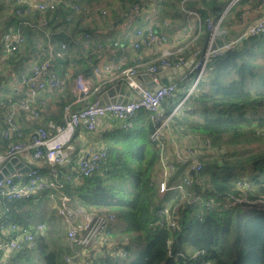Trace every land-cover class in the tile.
<instances>
[{
  "label": "trees",
  "instance_id": "obj_1",
  "mask_svg": "<svg viewBox=\"0 0 264 264\" xmlns=\"http://www.w3.org/2000/svg\"><path fill=\"white\" fill-rule=\"evenodd\" d=\"M228 1L187 0L182 5L181 0H162L161 3L175 2L174 12L179 14L184 9H195L200 19L197 25L208 31L205 18L210 16L216 21ZM76 2L88 9L89 16L98 12L111 24L122 16L127 17L133 5L144 0ZM262 5L261 0H240L225 13L221 29L226 31L236 24L245 27L255 16L248 19L251 11L243 7L261 8ZM18 7L14 0H0V47L3 48L1 38L6 31L19 30L26 39L24 48L7 55L8 72L5 69L0 72V83L3 73L8 76L9 72L16 75V83H20L24 74L22 58L34 46L36 37L44 44L51 42L57 47L66 42L65 58L75 56L76 52L78 67L96 79L88 59L82 56V40L74 37V32L94 34L95 30L84 23L85 15L63 8L59 3L54 11L46 13L50 18L47 26L32 27L24 21H34L39 17L38 12L17 13ZM171 15L173 19L176 16ZM243 15H246L244 21ZM99 44L103 46L98 39L90 42L97 48ZM204 48L195 46L192 52ZM183 57L189 58L188 54ZM59 59L64 57L51 58V68L63 79L60 67L53 66ZM188 88L189 81L184 79L171 98L172 103L169 106L163 103L166 114ZM51 91L56 94L53 119L57 123L54 126L60 128L64 106L72 102L73 95L65 86ZM23 97L26 94L19 93L11 99ZM35 105L41 116L44 109L38 102ZM114 124L101 138L107 157L91 174L69 180L67 173L74 172L68 171V164L56 165L55 174L45 164L42 170L47 179H56L62 184L61 192L69 203L112 213L115 223L110 240L117 239L115 245L126 247L127 255L114 256L107 245L81 249L70 244L63 216L58 214L60 223L52 222L56 218L52 215L55 208L50 198L35 201L3 198L1 205L8 207L9 221L31 231L39 224L45 228L35 234L32 248L13 251L2 264H23V260L34 264H264V143H260L264 140V32L243 36L229 44L221 55L210 58L195 90L172 115L173 133L187 135L186 144H193L199 137L211 149L204 151L199 170L191 168L187 162L174 161L175 168L167 181L169 189L165 192L160 193L156 188L160 179V148L150 139L153 126L148 112L138 111L126 126ZM3 125L4 122L0 131ZM39 126L46 127L49 134L55 133L42 119L34 124L31 133ZM22 136L25 141L29 140L25 138L24 127ZM0 140V149L8 146L1 135ZM212 146L217 148L212 149ZM183 177L190 183H184L182 189L171 188ZM56 201L60 203L59 199ZM164 205L176 224L174 229L157 212ZM34 252H37L36 257L32 255Z\"/></svg>",
  "mask_w": 264,
  "mask_h": 264
},
{
  "label": "built area",
  "instance_id": "obj_2",
  "mask_svg": "<svg viewBox=\"0 0 264 264\" xmlns=\"http://www.w3.org/2000/svg\"><path fill=\"white\" fill-rule=\"evenodd\" d=\"M161 3L162 0H155ZM186 0H181V4ZM240 0H229L224 10L216 21L210 16L206 17V29L209 32V43L204 49H197L191 53L193 62L183 78L176 79L173 82L162 84L159 82L158 72L162 67L171 68L183 64L185 59L180 52L173 55V52L167 45V37L162 29L154 27L152 24H145L135 27L134 37L129 42L115 40L113 46L120 51L131 49L134 57L137 59L144 50L158 49L156 56L145 63V72L148 73L152 80L157 82V86L149 89L139 79L138 66L139 60L135 59L133 65L120 67L119 74L114 78L116 82H124L133 93V99L130 102H114L104 105H98L97 97L106 88L103 82V75L109 72L113 63L100 61L92 66V72L95 76V82L77 75L74 79L76 84V97L70 104L64 106L63 123L54 134H49L46 127L39 126L30 134L29 140L25 141L22 137L23 127L15 118L17 112L29 113L32 117H39V111L35 105V97L40 90H61L64 88L65 81L61 79L51 68V58L56 56L62 58L66 49V42H61L59 47L48 42H40V52L49 54L42 59H33L30 62V69L21 77L20 83L25 88L26 97L12 100L9 98L6 102H0V105H8V112L4 115V125L0 131L1 137L8 141L5 155L0 154V161H7L9 158L16 156L24 164L29 166L26 172L15 169L0 179V264H2L13 251H22L26 247L32 248L35 244L34 238L37 232L44 231V225L39 224L34 231L28 227L8 220V207L1 205L3 198L22 199L29 198L35 201L37 198L59 199V209L64 221L67 223V239L70 244H76L81 249L95 248L97 245H107L108 250L114 256H126L128 249L115 245L117 239L110 240L112 225L115 223V217L98 209L78 208L71 216L67 214L66 203L68 197L61 192V183L56 179H47L43 174V165L51 167V172L56 173L55 166L66 162L63 156L64 147L68 146L73 139L76 130L83 127L86 131L94 130L104 118L112 122H118L126 126L129 119L138 111L146 110L149 114L150 122L153 129L150 133V139L155 141L160 148L159 169L160 179L156 183V188L160 193L169 189L167 181L171 172L175 168L174 161L187 162L191 168L199 170L201 168V159L204 151L211 147L206 141L196 137L193 144H186L187 135L178 136L173 133L170 127V121L174 112L188 98L190 93L195 90L197 83L201 79L208 60L222 54L223 50L232 42L246 35H255L264 32V11H251L250 14L255 16V20L243 27L241 33L223 47L210 49V42L221 34V21L225 13ZM19 7L17 13L30 14L38 12L39 17L34 21H24L32 27L47 26L50 18L46 13L52 12L60 3L63 8H70L75 13H82L89 16L87 8L76 2V0H14ZM264 4V0H261ZM143 3L133 5L131 12L125 18L126 26L129 28L137 16L142 13ZM184 11H186L184 9ZM198 20L199 14L193 12ZM246 15L242 16L244 21ZM168 21L163 22V26ZM74 37L82 40L83 46H89L92 41L89 33L75 32ZM3 54L5 56L25 47V36L21 31H6L2 35ZM99 48L101 45H98ZM119 67V66H118ZM189 81V88L176 106L166 114L162 104L172 96L183 80ZM114 84V83H113ZM93 98L92 101L89 99ZM80 104L81 108H74V105ZM207 149V150H208ZM28 154V161H24V155ZM107 157V151L103 147H97L94 144H86L82 149L81 155L76 160V169L74 174L66 175L69 180H75L82 176L91 174L98 169ZM1 169V166H0ZM184 183H190L187 177L178 180L171 187L182 189ZM61 192V193H59ZM159 215L164 216L165 220L173 229L176 224L170 219L169 210L166 205L158 211ZM68 217V218H66ZM114 243H112V242ZM194 253V255H196ZM70 261V258H67Z\"/></svg>",
  "mask_w": 264,
  "mask_h": 264
},
{
  "label": "crops",
  "instance_id": "obj_3",
  "mask_svg": "<svg viewBox=\"0 0 264 264\" xmlns=\"http://www.w3.org/2000/svg\"><path fill=\"white\" fill-rule=\"evenodd\" d=\"M187 1V0H186ZM144 8L142 13L137 16L134 20V23L127 28L126 20H123L120 23H117L115 26L113 23L109 24L107 21H104V18L101 17L98 12L93 13L90 16H84L86 24H89L94 30V34H91L92 42L94 39H98L101 41L102 45L100 48H97L95 45L86 46L88 48L86 50H82V56L88 59V64L91 66L94 64L102 62H111L113 63V67L109 72H106L103 75L104 86L107 87L115 83V76L119 74L120 67H127L133 65L135 63V59L139 60V75L145 73V63H148L152 60L158 49L154 48L153 50H144L139 55L137 59L134 57L133 51L131 49H126L124 51H120L118 48L113 46V42L115 40L123 41L125 43L132 40L134 37V29L137 26L152 24L154 27L158 29H162L167 37V45L169 49L173 52V55L177 52L182 53L184 56L188 54L189 58L191 57V52L195 46L198 47H206L209 43V32L201 29L200 25H197V16L193 13L197 11L193 8L186 9L182 14L174 12L176 9L175 2L158 3L155 0H144L142 2ZM247 11H264V4L261 8H246ZM171 13H174L176 16L173 19ZM257 14H255L256 16ZM252 15L250 14L247 18L249 19ZM254 17H251L253 19ZM167 20V25L163 26V22ZM244 24H236L235 27L227 29L223 31L221 29L220 33L224 34V37L229 41H233L242 31ZM33 34L36 35V30L32 31ZM75 33V32H74ZM37 40L33 47L29 49L27 55L22 58V68L24 69V73L28 72L30 69L31 60L37 58L42 59L45 58L44 54L40 52V42H43L40 37H36ZM44 44V42H43ZM2 51L3 48L0 47ZM76 50V49H75ZM0 51V53H1ZM0 58V72L5 69L8 72V57L1 53ZM64 59H59L54 61L53 66H58L63 71V79L65 81V90L73 95L72 102L76 97V84L74 79L77 75H83L84 78L90 80L91 82H95L94 78L91 75L86 74L84 71L78 67L76 59L77 53L75 52L74 59L70 56H66L64 54ZM9 64V63H8ZM119 66V67H118ZM63 67H65L63 69ZM78 67V68H77ZM187 73V72H186ZM185 73V74H186ZM184 74V75H185ZM184 75L180 76L178 79L183 78ZM17 78L16 75H13L9 72L8 76H5L3 73V78L0 83V100L4 99L6 102L9 98L16 97V94H26L25 88L21 85V83H16ZM14 93V94H13ZM56 93V92H55ZM175 95V92L172 96L168 97L164 104L169 106L172 101L171 98ZM55 97L56 94L50 92V90L44 89L40 90L36 96V101L38 102V106L41 109H44V113L39 117H32L29 113L26 112H17L15 118L21 123L25 130V138H29L31 134V130L34 127V124L41 120H45V123L49 125V130L53 133L58 129L55 128V124L57 121L53 119V116L56 115L55 109ZM71 102V103H72ZM37 104V103H36ZM75 106V105H74ZM164 105L162 104V107ZM8 111V106L5 104L0 108V128L3 123V116ZM115 122H112L108 118L102 119L99 126H97L94 131L88 132L83 127H79L71 140L70 144L63 149V156L67 160L62 164H68V171L74 172L76 169V160L82 153V149L86 144H94L97 147H102L101 138L104 134L110 132L113 128ZM53 128V129H51ZM1 142V140H0ZM1 145V143H0ZM104 148V147H103ZM7 147H3L0 149V154L5 155ZM106 149V148H104ZM29 155L25 154L23 160L28 161ZM5 161H0V166L4 165ZM46 176V175H45ZM67 206V214L71 216L75 211H78L79 206L73 204L66 203Z\"/></svg>",
  "mask_w": 264,
  "mask_h": 264
},
{
  "label": "water",
  "instance_id": "obj_4",
  "mask_svg": "<svg viewBox=\"0 0 264 264\" xmlns=\"http://www.w3.org/2000/svg\"><path fill=\"white\" fill-rule=\"evenodd\" d=\"M125 16L117 19L113 22L115 26L117 23H120L124 20ZM230 41L228 39L221 38L216 36L210 42V49H214L217 47H223L225 44H228ZM193 62V58H188L183 64L177 67L166 68L162 67L158 72L159 82L162 84H167L175 81L180 76L184 75L191 66ZM139 79L145 84V86L149 89H153L157 86V82L152 80L151 76L148 73H143L139 75ZM132 91L127 87L124 82H116L106 88L98 97V105H104L108 103L114 102H130L133 99ZM90 101L93 98L89 99ZM74 108H81L80 104H76ZM15 169H20L22 172H26L29 169L27 164H24L23 161L19 160L16 156L9 158L4 165L0 169V179L9 172H13Z\"/></svg>",
  "mask_w": 264,
  "mask_h": 264
},
{
  "label": "rangeland",
  "instance_id": "obj_5",
  "mask_svg": "<svg viewBox=\"0 0 264 264\" xmlns=\"http://www.w3.org/2000/svg\"><path fill=\"white\" fill-rule=\"evenodd\" d=\"M25 36V35H24ZM260 143H264V140L263 141H260ZM214 148H217V146H212V149H214ZM208 149V148H207ZM211 149V148H210ZM209 150V149H208ZM68 174H70V173H67V175ZM123 185H125V186H128L127 185V183H123ZM59 193H61V192H59ZM53 200V199H52ZM68 203H69V201H68ZM69 204H71V205H73V203H69ZM51 206H53L55 209L53 210V212H52V215H53V217L54 218H56L55 220L54 219H52V222H59L58 221V214H61L60 213V209H59V205L57 204V201L56 200H53V203L51 204ZM66 218H68V217H66ZM60 223V222H59ZM66 230H67V226H66ZM53 235H55V232H54V234ZM102 253V252H101ZM33 256H37V252H34L33 254H32ZM7 257V256H6ZM6 257H5V259H6ZM23 264H34V263H32L31 261L30 262H27V261H24L23 260Z\"/></svg>",
  "mask_w": 264,
  "mask_h": 264
}]
</instances>
